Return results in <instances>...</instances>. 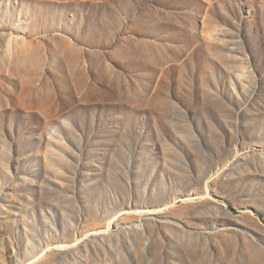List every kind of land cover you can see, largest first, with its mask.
<instances>
[{"label":"rangeland","instance_id":"1","mask_svg":"<svg viewBox=\"0 0 264 264\" xmlns=\"http://www.w3.org/2000/svg\"><path fill=\"white\" fill-rule=\"evenodd\" d=\"M0 264H264V0H0Z\"/></svg>","mask_w":264,"mask_h":264}]
</instances>
